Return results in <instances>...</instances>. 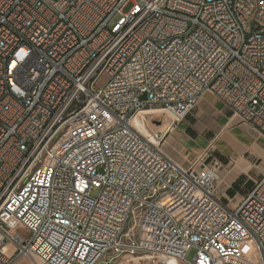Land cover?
I'll return each instance as SVG.
<instances>
[{
  "label": "built area",
  "instance_id": "1",
  "mask_svg": "<svg viewBox=\"0 0 264 264\" xmlns=\"http://www.w3.org/2000/svg\"><path fill=\"white\" fill-rule=\"evenodd\" d=\"M207 93L264 137L257 0H0V264H264V172L227 205L132 124Z\"/></svg>",
  "mask_w": 264,
  "mask_h": 264
},
{
  "label": "crops",
  "instance_id": "2",
  "mask_svg": "<svg viewBox=\"0 0 264 264\" xmlns=\"http://www.w3.org/2000/svg\"><path fill=\"white\" fill-rule=\"evenodd\" d=\"M208 116L216 119V130L211 132L214 140H218L217 159L221 163L216 192L217 196L229 205L231 200H240L246 196L254 181L264 172V137L253 127L234 117L226 105L209 93L200 99L196 109L186 120L196 124L199 118ZM186 120L181 124L186 125ZM236 125L245 131L247 138L236 140L237 145L234 148L231 145V128ZM187 130L191 131L190 128H186Z\"/></svg>",
  "mask_w": 264,
  "mask_h": 264
},
{
  "label": "rangeland",
  "instance_id": "3",
  "mask_svg": "<svg viewBox=\"0 0 264 264\" xmlns=\"http://www.w3.org/2000/svg\"><path fill=\"white\" fill-rule=\"evenodd\" d=\"M105 78L106 75L103 76L102 82ZM152 118L149 116L147 119L149 128L164 135L160 148L174 163L183 168L195 165V168L200 170L203 161H206L205 164H207L211 158H218V140H214L215 137L211 132L216 128V119L213 117L199 118L196 124L187 119L186 125L180 123L175 127V131H169L168 133H166V125L170 124V118L160 116L163 124L159 119L158 122H151L150 119ZM186 128H190L192 132L186 131ZM244 138H247L245 131L237 127V125L231 128V145L234 148L237 145V141ZM151 216H156V207L142 210V220H135L129 224L130 234H132L134 240L142 237L145 220H149ZM194 255L195 252L192 251L188 256V260L191 261ZM166 263L167 261H164V264ZM13 264H42V262L38 258L23 256ZM116 264H153V262L149 263L147 260L144 261L143 258H136L133 260L121 259Z\"/></svg>",
  "mask_w": 264,
  "mask_h": 264
},
{
  "label": "bare ground",
  "instance_id": "4",
  "mask_svg": "<svg viewBox=\"0 0 264 264\" xmlns=\"http://www.w3.org/2000/svg\"><path fill=\"white\" fill-rule=\"evenodd\" d=\"M257 11H264V0H257ZM162 113L161 111H146L142 112L136 119L132 122L133 126L137 129H140L142 133L149 131V126L144 120L147 116ZM174 131V130H173ZM95 264H105V257H98V260H95ZM166 264H176L175 261L167 260Z\"/></svg>",
  "mask_w": 264,
  "mask_h": 264
}]
</instances>
